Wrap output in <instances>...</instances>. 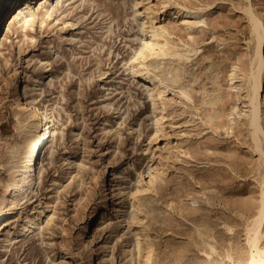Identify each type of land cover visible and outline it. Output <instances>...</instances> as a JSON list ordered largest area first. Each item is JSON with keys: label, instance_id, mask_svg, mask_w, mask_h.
I'll return each instance as SVG.
<instances>
[{"label": "rangeland", "instance_id": "obj_1", "mask_svg": "<svg viewBox=\"0 0 264 264\" xmlns=\"http://www.w3.org/2000/svg\"><path fill=\"white\" fill-rule=\"evenodd\" d=\"M136 1L55 0L43 10L33 2L34 20L26 13L1 40L0 201L35 131L22 88L31 99L42 93L55 126L27 198L0 226V264H144L130 211L139 177L146 189L150 172L156 185L139 199L151 264H264L245 14L252 9L264 26V0H151L179 54L150 61L171 88L170 124L159 135L149 89L133 74L144 38ZM260 101L264 128V87ZM35 218L34 233L10 245Z\"/></svg>", "mask_w": 264, "mask_h": 264}, {"label": "bare ground", "instance_id": "obj_2", "mask_svg": "<svg viewBox=\"0 0 264 264\" xmlns=\"http://www.w3.org/2000/svg\"><path fill=\"white\" fill-rule=\"evenodd\" d=\"M67 1L57 0V3L63 7ZM33 2L35 3L37 10H43L51 5V3H54L55 0H0V43L2 42L1 40H3L2 44L4 43V40L13 32L16 25L21 23V19L26 13H29V18H33L34 20L36 15L33 13L31 7ZM145 2L147 3L145 4ZM154 6L156 5H153L151 0H137L133 3L132 16L136 20L140 18L139 33L143 34L144 38L141 42V50L137 54V60H140L139 64L136 69H132L136 79L144 82L149 89V100L152 104L151 114L156 116V119L154 116V119L156 120L154 123L156 124V135H159L163 133L166 130V127L170 124V115L167 112L168 103L166 102V98L171 88L166 84L162 76L156 73L157 67L150 65V61L153 59H165V57L169 55L173 56L178 53L174 52L173 48L170 47V43L167 39V36H169L167 27L157 22V17L156 15L154 16ZM186 12L188 15H195L196 11L194 9H189L186 10ZM245 14L249 17V21L251 22V28L253 29L251 42L254 44L253 52L250 56L249 75L247 79V97L249 98L250 103V124L254 130L253 141L261 155L262 167L264 169V128L261 123L260 115V94L264 87V26L261 16L256 14L252 9L247 10ZM29 22L30 21H28V23ZM186 22H188L189 25L196 24L190 21ZM70 40L73 42L76 41L74 34ZM43 80V78L36 80L35 88H37V90H40V87H42ZM22 89L21 92L23 91L22 96L25 101L22 109L30 112L29 115L34 122L33 126L35 131L34 135L25 145L21 164L14 167L12 170V176L2 195L0 201V226L6 220L10 219L13 210L19 208L22 202L27 198L29 191L27 188L29 184L33 182L32 179L37 173L39 154L45 145L51 143L54 138L53 128L55 126V118L53 119L47 106L42 103V100L40 99L42 93L39 94L40 97L31 99L28 96V88L24 87ZM54 156L55 150L53 148L51 157L53 158ZM35 158H37V160L34 165ZM149 174L151 177L149 183L150 186L146 189L141 188L140 185L142 181L139 177L138 188L136 189V192L132 194L133 202L130 211V215L134 219L133 222L137 223L138 227V230H135V246L140 258H145L144 264H151L154 255V245L151 242L149 230L145 226L146 224H144L143 218H141L142 213L145 211L144 204L142 203V200L139 199L141 194L154 188L156 185L157 177L152 172ZM260 183L262 188V203L259 208V214H257V229L264 220V175H262V181ZM116 193L117 191L115 188H112V193H109V197H111L113 201L117 198ZM38 220V218L30 220V226L26 227L19 236L12 238L10 240V245L14 243L13 240H18V242L27 240L29 236L34 233ZM107 222L108 220L105 212V214H102V216L98 218V222L95 225L93 232L94 236L101 235ZM251 264H255V262L253 261Z\"/></svg>", "mask_w": 264, "mask_h": 264}]
</instances>
